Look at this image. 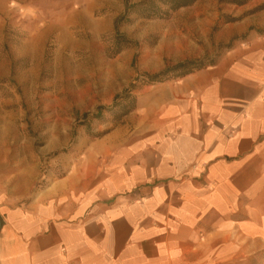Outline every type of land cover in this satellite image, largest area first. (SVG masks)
<instances>
[{
	"label": "crops",
	"instance_id": "obj_1",
	"mask_svg": "<svg viewBox=\"0 0 264 264\" xmlns=\"http://www.w3.org/2000/svg\"><path fill=\"white\" fill-rule=\"evenodd\" d=\"M74 149L63 176L0 197V264H264V35L144 85Z\"/></svg>",
	"mask_w": 264,
	"mask_h": 264
},
{
	"label": "rangeland",
	"instance_id": "obj_2",
	"mask_svg": "<svg viewBox=\"0 0 264 264\" xmlns=\"http://www.w3.org/2000/svg\"><path fill=\"white\" fill-rule=\"evenodd\" d=\"M141 1L4 0L0 14L4 200L21 201L34 185L63 176L58 157L74 153L80 138H97L122 125L128 115L115 119L118 95L129 92L138 99L139 89L152 84L149 76L169 71L159 79H177L188 70L215 63L235 41L264 35V0H197L167 18L131 14L118 30L131 43L115 54L116 20L127 2ZM257 18L258 24L242 33L236 30L238 23ZM99 106L103 114L96 118Z\"/></svg>",
	"mask_w": 264,
	"mask_h": 264
},
{
	"label": "trees",
	"instance_id": "obj_3",
	"mask_svg": "<svg viewBox=\"0 0 264 264\" xmlns=\"http://www.w3.org/2000/svg\"><path fill=\"white\" fill-rule=\"evenodd\" d=\"M197 0H143L138 3H129L127 2L126 10L123 15H121L116 20V30H119V27L122 23L126 22L128 18H130L131 14H136L141 18L154 19V18H167L172 13L178 11L181 8L193 5ZM116 40L118 41V46L115 49V54L120 53L125 49L131 41L124 38L123 35L117 32ZM122 42L124 44L121 46ZM230 47V46H228ZM195 62L188 63L189 65L194 64ZM183 66V65H182ZM193 70H188L183 75L192 72ZM169 71L160 72L159 74L149 76L148 79L152 81V84L163 82L168 80L159 79L160 76L167 74ZM147 84V85H152ZM138 99L136 96L131 95L129 92L124 94H120L116 97L114 107H118V111H116L115 119L121 121L123 117L129 115L132 111H134L137 107ZM107 111L112 112V109H108ZM103 114V107H98V113L96 118H100ZM85 117L88 116L87 113L84 114Z\"/></svg>",
	"mask_w": 264,
	"mask_h": 264
},
{
	"label": "built area",
	"instance_id": "obj_4",
	"mask_svg": "<svg viewBox=\"0 0 264 264\" xmlns=\"http://www.w3.org/2000/svg\"><path fill=\"white\" fill-rule=\"evenodd\" d=\"M46 176L43 177V179H45Z\"/></svg>",
	"mask_w": 264,
	"mask_h": 264
}]
</instances>
